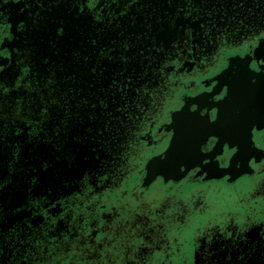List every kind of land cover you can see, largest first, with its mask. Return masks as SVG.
Wrapping results in <instances>:
<instances>
[{
    "label": "flooded vegetation",
    "instance_id": "obj_1",
    "mask_svg": "<svg viewBox=\"0 0 264 264\" xmlns=\"http://www.w3.org/2000/svg\"><path fill=\"white\" fill-rule=\"evenodd\" d=\"M13 10L24 16L12 28ZM31 56L46 66L40 78ZM0 60L4 75L17 71L13 85L0 82L2 101L17 93L0 100V264L39 249L48 263L88 237L116 242L117 260L140 248L139 264H183L186 227L211 185L241 178L246 201L235 206L264 208L262 156L232 181H203L194 168L142 186L154 168L173 178L175 153L188 163L217 148L211 127L223 102L233 109L236 72L244 86L257 80L239 114L248 147L264 155V0H0ZM234 150L226 141L214 160L227 166Z\"/></svg>",
    "mask_w": 264,
    "mask_h": 264
},
{
    "label": "rangeland",
    "instance_id": "obj_2",
    "mask_svg": "<svg viewBox=\"0 0 264 264\" xmlns=\"http://www.w3.org/2000/svg\"><path fill=\"white\" fill-rule=\"evenodd\" d=\"M14 11L15 10H13V12ZM35 29H37V26H30V29H27V38H31V31ZM59 29L60 27H57L55 32H60ZM21 42H23V40H21ZM30 58L33 59H31V63L34 64V67L31 66L32 70L34 68L36 70H39L40 72L38 74V78H40V74L43 73L41 71V68L43 70L46 66L44 65L43 67H41L39 56H31ZM45 58H42V60ZM12 68L13 64L5 68L3 71L5 75L0 72V82L4 83L7 87L13 85L12 82L15 80L17 74V71H14L13 74L10 75V70ZM57 72L58 74L55 73V76L58 78V80H61V76L63 74L61 71H59V69ZM47 74L48 71L46 75ZM5 76H7V79L2 80V78H4ZM62 87L64 88V84ZM41 92H45V89H42ZM23 94V90L18 93L19 96ZM34 95L35 93L33 92L31 96ZM16 96V91L12 90L8 95L4 96L3 101L2 99H0L1 103L3 104L5 102H11V100H14L13 98H15ZM5 106L6 108L4 110L9 111L12 105L7 106V104H5ZM53 117L54 116H50L43 126H45L46 128L51 127L55 122ZM0 124H3V119H0ZM21 139H25V132L22 134ZM0 146H2V140L0 141ZM49 152H51V150H49ZM2 158L3 155L0 154V159ZM57 158L58 157L55 156L56 160L59 159ZM155 158L158 159V156H156ZM1 176H4V172L3 174L1 173ZM241 180L243 179L240 178L236 186H229L225 183L218 182L219 184L215 183L211 185L212 188H210L207 192H204L206 193V195L203 196L205 199L203 203L207 205V208L205 210L203 209L204 211L193 209L198 210L193 211V214L196 217L191 222L194 225L192 228L190 226L186 227L189 232L187 234V237L186 234L185 237H183L187 238L186 240H184L186 243L185 245L190 242L189 254H185V256L183 257V264H264V208H256L259 207L258 205H251L248 207L235 206V203L246 201L247 191L243 192V195H240L239 198L236 194L238 192L244 191ZM5 187H3L1 190H3ZM38 192L39 191H35L36 194ZM56 211L59 210L56 209ZM40 219L41 217L37 216L35 221L37 222ZM62 227L63 225L60 221L59 228ZM104 240L105 242H103ZM104 240L102 241L103 243H99L95 241L94 237L82 239V241L84 242L80 245L78 244L77 246H75L78 248H73L74 252L72 255L70 254L71 252L64 253L63 258L58 259L54 257L56 258V260L53 259L47 264L140 263L141 255L144 252L143 250L140 251V248L137 250L135 256H131L129 255V253H127V256L123 258L124 260H117V243L112 242L110 238L106 237ZM114 240L117 241L116 235ZM154 244L156 247L158 246V242L154 241ZM187 247H189V245H187ZM43 264H46V262Z\"/></svg>",
    "mask_w": 264,
    "mask_h": 264
},
{
    "label": "bare ground",
    "instance_id": "obj_3",
    "mask_svg": "<svg viewBox=\"0 0 264 264\" xmlns=\"http://www.w3.org/2000/svg\"><path fill=\"white\" fill-rule=\"evenodd\" d=\"M10 7H14L13 5L10 4ZM10 17L9 20L12 22V28L14 26V21L15 20H19L22 19V17L24 15L22 14H17L16 10L14 12H10L9 13ZM14 33V32H13ZM236 76L233 77V82H234V87H233V93H232V97H233V101L231 102L233 109L232 110H228L226 107V102H223V107H219L220 111H219V117L217 119V121L214 123V125H212L211 127V132L218 137V141L217 143L220 141L221 138H224V141H227L229 143H231V141H234L233 144H236L237 146V153L234 156V158L236 160H238L240 163L241 162V158L245 155H249L250 156H256V154L258 152L252 151V150H248L246 144H247V136H249V133L244 134L241 131L247 129V124H245L244 122H242V120H240V114H239V108L240 106H242L240 102V100L242 99V96L244 95V92L246 91H252L255 90L257 85V80L256 83H249L248 85H243L242 83V74L240 72H236ZM254 81V82H255ZM230 95V94H229ZM178 140V139H177ZM213 152V151H212ZM212 152L209 154L207 153V155L205 156H198V154L196 153L195 155V159H192L190 161H198L199 158H209L211 159V154ZM181 160L179 159L177 153H175L176 158L175 160V165L171 166V169H176V165L177 164H182L183 159L186 157L185 153H181ZM259 154V153H258ZM185 156V157H184ZM234 158L231 159L230 162V167L228 170H226V172H228L229 174H231V164H232V160H234ZM182 161V162H180ZM210 161V160H209ZM205 162L204 166L200 165V167L202 168V170H206L207 172H210L212 170H214V166L213 164H211L210 162ZM184 165L186 166L187 163L183 162ZM187 168H184V170H186ZM245 170V169H244Z\"/></svg>",
    "mask_w": 264,
    "mask_h": 264
},
{
    "label": "water",
    "instance_id": "obj_4",
    "mask_svg": "<svg viewBox=\"0 0 264 264\" xmlns=\"http://www.w3.org/2000/svg\"><path fill=\"white\" fill-rule=\"evenodd\" d=\"M59 1H61V0H57V3L59 2ZM62 1H65V0H62ZM70 4V3H69ZM76 6V5H75ZM70 8H72L71 6H70ZM78 8V7H77ZM66 11V10H65ZM67 12V11H66ZM42 18V16L41 15H39V19L38 20H40ZM30 22H31V26H37L38 25V22H36V23H33V21L32 20H30ZM60 22V21H59ZM35 24V25H34ZM58 27H60L61 28V26H58ZM37 29H38V27H37ZM56 35L57 36H60L61 35V33H59V32H57L56 33ZM8 59V58H7ZM5 63H6V60L4 61V62H2L1 60H0V65L1 66H5ZM3 70V69H2ZM2 70H0V72H2ZM176 132V131H175ZM175 132H174V134H175ZM209 135V134H211L210 132H206L204 135H203V137L205 136V135ZM203 137H202V140H204L203 139ZM225 138V137H224ZM224 138H221L220 139V141L218 142V144H217V148H214V150H213V152H212V154H211V159H209V158H199L198 159V161H195V162H193V161H191V162H188L187 164H186V170H184L183 169V171H181V169L183 168V166L181 165V163L180 164H177L176 165V170H175V173L173 174V178H171L170 176H171V172H169V171H162V168H154L152 171H150L149 172V174L144 178V181H143V183H142V186H144V187H146V186H148L152 181H153V179H155L156 178V176H161V177H164V180L166 181L167 179H172V180H174V181H176V180H178L179 178H181V177H183V176H185L186 175V173L187 172H189L190 170H193L194 168H198L199 169V174L197 173V176H203V178H202V180L204 181V180H208V179H220V178H222V177H224V176H229L228 178H229V180L230 181H232V180H234V179H236V178H238V177H240V176H242L243 174H246V173H251V171L249 170V166H248V161H249V159L252 157V158H254L255 160L256 159H259L261 156L262 157H264V155H260V153L258 154H256V156L254 157V156H250V154L249 155H245V156H243L242 158H241V162L242 163H240L238 160H236L235 158H234V156L236 155V153H237V146H236V144H233V142L234 141H231V143H229L228 142V144L232 147V148H234L235 150H234V153H233V155H232V157H231V159L232 158H234V160H232V164H231V174H229L228 172H226V170H228L229 169V167H230V162H231V159H230V162H229V164L227 165V166H221L220 165V163H219V160H214V154H215V151L216 150H218V151H222V148H223V144H224V142H226V141H224L223 139ZM249 139V136H247V140ZM250 143L251 144H254V142L253 141H250ZM221 144H222V146H221ZM246 146H247V148H248V150L250 149L249 147H248V142H247V144H246ZM221 147V148H220ZM170 147H168V149H169ZM199 150H200V152L202 153V154H206V153H211V151H209V152H203L200 148H199ZM252 151H254V148H252L251 149ZM168 150H166L165 151V153L167 152ZM255 152V151H254ZM209 153V154H210ZM264 153V152H263ZM163 154H161V155H159L158 156V159L159 160H162L163 158ZM261 157V158H262ZM210 160V161H209ZM210 162L211 164H213V166H214V170H212V171H210V174H211V176H209V175H207V173L205 172V171H203L202 170V168L200 167V165H205L204 163L205 162ZM147 168H148V165H147ZM245 169V170H244ZM161 172H163L164 173V175H162V173ZM182 173L183 172V174H181L180 176L178 175L179 173ZM179 176V177H178ZM166 177H169V178H166ZM22 210H24V209H22ZM16 223V222H15Z\"/></svg>",
    "mask_w": 264,
    "mask_h": 264
},
{
    "label": "trees",
    "instance_id": "obj_5",
    "mask_svg": "<svg viewBox=\"0 0 264 264\" xmlns=\"http://www.w3.org/2000/svg\"><path fill=\"white\" fill-rule=\"evenodd\" d=\"M48 229V228H47ZM107 235V234H106ZM75 237V236H74ZM107 237H110L109 235L107 236ZM71 239H75V238H71ZM98 239V238H97ZM99 240V239H98ZM116 243V242H115ZM45 244V243H44ZM58 245H60V243L58 244ZM54 247H55V245H53ZM59 247H63L62 245L61 246H59ZM58 247V248H59ZM45 248V247H44ZM31 250V249H30ZM29 250V251H30ZM39 250H41V249H39ZM39 250H38V252H39ZM46 250V249H45ZM44 250V251H45ZM44 251H43V253H44ZM50 251V250H49ZM37 252V253H38ZM32 253H36V252H34V250H33V252ZM37 253H36V255L35 256H33V257H30V258H28L27 260H26V262H25V264H43V263H45V259L44 258H41V256L39 257L38 255H37ZM50 253V252H49ZM51 254V253H50ZM31 255V254H30ZM22 257V256H21ZM20 259V258H19ZM21 262V261H20ZM20 262H17L16 264H20ZM47 263V262H46Z\"/></svg>",
    "mask_w": 264,
    "mask_h": 264
}]
</instances>
